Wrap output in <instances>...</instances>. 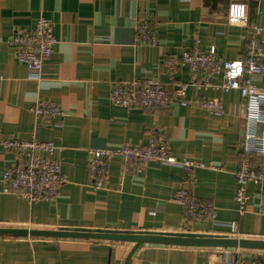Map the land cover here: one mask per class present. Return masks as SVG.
Masks as SVG:
<instances>
[{
	"label": "crops",
	"instance_id": "crops-1",
	"mask_svg": "<svg viewBox=\"0 0 264 264\" xmlns=\"http://www.w3.org/2000/svg\"><path fill=\"white\" fill-rule=\"evenodd\" d=\"M250 1L0 0V140L52 141L56 148L51 156L59 161L66 179L53 200L36 202L3 192L0 183V227L264 239V215L257 212L264 181L249 185L246 212L239 214L234 200L245 100L238 90L213 87L222 83L221 74L212 75L208 85L189 84L186 96L191 101L219 99L225 108L222 115L200 110L192 102L146 111L116 107L109 100L117 83L159 79L167 84L162 58L185 49L214 46L223 59H241L254 26L262 28L264 47V15ZM234 2L245 5V18L238 23L228 21L229 4ZM40 16L50 21L57 43L41 77L32 79L7 41L14 30L31 27ZM139 16L157 22L156 45L136 44L134 24ZM175 79L190 81L185 66ZM251 79L264 88V75ZM39 99L57 103L66 114L39 120L29 110ZM256 130L259 133V125ZM153 134L164 136L177 158L207 165L194 171L193 194L212 203L213 219L189 221L183 207L172 201L183 174L176 165L150 162L140 173L122 175V162L114 156L105 188L91 184L88 149L146 144ZM12 158L0 144V177ZM252 161L264 171V156H253ZM132 245L98 238L3 234L0 264H123ZM216 250L143 243L128 264H223Z\"/></svg>",
	"mask_w": 264,
	"mask_h": 264
},
{
	"label": "built area",
	"instance_id": "built-area-1",
	"mask_svg": "<svg viewBox=\"0 0 264 264\" xmlns=\"http://www.w3.org/2000/svg\"><path fill=\"white\" fill-rule=\"evenodd\" d=\"M245 18V5L230 3L228 21L238 23ZM135 42L139 46L157 44V22L146 16L135 20ZM262 28L254 26L243 58L226 60L218 56L214 46L207 50L198 47L185 49L180 55L162 58L160 67L164 69L169 82L159 79L129 81L114 84L109 91L112 105L129 109L154 111L167 109L173 102L185 106L189 103L205 112L222 115L225 108L219 99L199 97L193 101L187 98L189 84L208 85L209 78L221 74V84L213 86L223 91L238 90L245 100L244 112L246 126L242 159L234 171L236 187L234 200L239 214L248 208V187L264 181V171L252 161L253 156H264V88L252 83V76L264 75V47L260 41ZM8 46L14 57L29 70V77L39 79L44 63L50 58L57 38L52 25L44 16H40L27 29H16L8 38ZM185 66L190 81L175 79L178 69ZM0 75V79H2ZM29 110L43 122L54 116L66 113L52 101L37 100ZM259 125V133H257ZM0 144L12 153V162L7 165L0 177L3 192L12 193L29 202L51 201L59 193L66 179L61 173L60 163L51 155L56 148L52 141H39L35 138L23 140L15 137L1 139ZM122 162L121 174L142 172L150 162L163 165H176L183 171L175 188L172 201L183 207L186 218L192 222L213 219L216 208L212 203L198 199L193 194L196 168L207 167L202 162L185 157L177 158L168 147L167 140L160 134L150 135L146 144L124 143L114 148L88 149L87 173L96 189H103L108 182V169L112 157ZM257 212L264 215V192L257 202ZM230 226L236 228V221ZM216 250L217 260L223 264H264V255L242 248L212 247Z\"/></svg>",
	"mask_w": 264,
	"mask_h": 264
},
{
	"label": "water",
	"instance_id": "water-1",
	"mask_svg": "<svg viewBox=\"0 0 264 264\" xmlns=\"http://www.w3.org/2000/svg\"><path fill=\"white\" fill-rule=\"evenodd\" d=\"M250 4L257 8L261 15H264V0H252ZM16 236H47V237H79L117 240L133 243L127 253L123 264H128L133 253L143 243H155L173 246L191 247H222L242 248L253 250H264V239L239 238V237H197V236H172L157 234H132V233H100L81 231H62L48 229H26V228H5L0 227V235Z\"/></svg>",
	"mask_w": 264,
	"mask_h": 264
},
{
	"label": "rangeland",
	"instance_id": "rangeland-1",
	"mask_svg": "<svg viewBox=\"0 0 264 264\" xmlns=\"http://www.w3.org/2000/svg\"><path fill=\"white\" fill-rule=\"evenodd\" d=\"M260 252L259 253H263V255H264V250H259ZM263 251V252H262Z\"/></svg>",
	"mask_w": 264,
	"mask_h": 264
}]
</instances>
